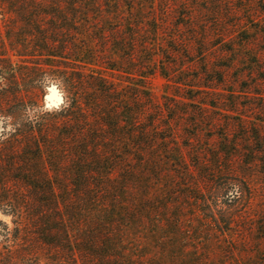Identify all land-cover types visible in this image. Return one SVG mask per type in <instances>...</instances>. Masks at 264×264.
I'll return each mask as SVG.
<instances>
[{"label": "trees", "instance_id": "1", "mask_svg": "<svg viewBox=\"0 0 264 264\" xmlns=\"http://www.w3.org/2000/svg\"><path fill=\"white\" fill-rule=\"evenodd\" d=\"M138 1L7 3L17 4L14 12H32L43 4L62 17L69 12L80 20L92 16L104 23L111 19L110 25L120 28L125 23L132 29L133 23L141 29L152 6ZM108 11L110 15L105 14ZM111 30L99 32L97 40L80 34L59 41L93 46L95 41L104 42ZM40 37L42 45L55 42ZM100 53L77 48L70 53V65L41 68L45 75L61 77L67 92L64 101L52 111L39 112L33 121L26 120L22 128L1 134L0 140L10 134L9 139L19 142L22 153L12 154L19 162L0 160V170L13 166L10 175L0 172V207L15 217L14 234L6 237L13 242L0 245V264H264V222L247 238L234 221L239 214L220 204L218 194L225 187L214 185L219 175L248 172L246 166L239 171L232 166L239 147H231L224 159L214 153L212 165L205 158L207 149L198 150L190 163L193 140L182 139L177 124L182 112L172 110L166 99L156 101L148 90L155 62L152 52L137 67L140 78L133 82L130 78L134 86L130 98L105 72H126L132 53L118 52L114 60L119 64L112 67L85 60L89 54L101 62ZM228 181L241 191L240 180Z\"/></svg>", "mask_w": 264, "mask_h": 264}, {"label": "rangeland", "instance_id": "2", "mask_svg": "<svg viewBox=\"0 0 264 264\" xmlns=\"http://www.w3.org/2000/svg\"><path fill=\"white\" fill-rule=\"evenodd\" d=\"M138 2L152 6L144 14L147 21L141 29L133 23L132 29L125 23L120 28L110 25L111 19L104 23L92 16L80 20L69 12L62 17L43 4L32 12L15 13L11 9L16 3L0 0V138L1 134L22 128L26 120L33 121L44 109L52 111L62 104L67 95L63 80L45 75L40 69L45 70L51 63L56 68L57 64L70 65L72 50L101 51V62L91 60L89 54L85 60L109 67L119 64L114 60L118 52L130 51L132 58L127 61L126 72H105L129 98L134 87L130 78L132 82L140 78L137 67L152 52L155 62L153 74L147 80L148 90L156 101L166 99L173 105L172 110L182 112L183 119L177 123L182 139L193 140L192 155L186 151L188 161L197 158L195 151L207 149L205 158L212 165L214 153L223 158L232 151L231 147H239L240 155L233 158L232 166L238 171L246 166L248 172L219 175L214 185L225 187L218 194L220 204L229 205L239 214L234 221L251 239L253 230L264 222V149L255 153L264 147V0ZM100 25L113 29L104 42L72 46L59 41L73 40V36L80 34L97 40L99 32L105 31L99 29ZM42 34L55 42L42 45L38 42ZM142 41L148 46L140 45ZM61 51L58 54L65 57L56 55ZM11 137L9 134L0 140L1 163L19 162V157L14 159L12 154L22 153L17 146L21 144ZM247 148L254 153L249 154ZM220 162L223 164L224 160ZM12 171L13 166L8 164L0 170L9 175ZM234 178L240 180L241 191L231 188L228 180ZM14 218L0 207V245L13 242L6 237L14 234Z\"/></svg>", "mask_w": 264, "mask_h": 264}]
</instances>
